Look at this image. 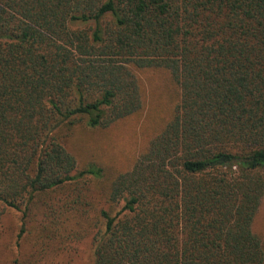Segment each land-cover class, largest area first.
<instances>
[{"label":"trees","instance_id":"obj_1","mask_svg":"<svg viewBox=\"0 0 264 264\" xmlns=\"http://www.w3.org/2000/svg\"><path fill=\"white\" fill-rule=\"evenodd\" d=\"M143 70L178 86L172 117L131 168L81 164L69 149L79 131L142 110ZM263 196L264 0H0V240L20 214L12 264H43L47 241L67 234L84 240L92 213L103 228L90 264H264Z\"/></svg>","mask_w":264,"mask_h":264},{"label":"rangeland","instance_id":"obj_2","mask_svg":"<svg viewBox=\"0 0 264 264\" xmlns=\"http://www.w3.org/2000/svg\"><path fill=\"white\" fill-rule=\"evenodd\" d=\"M143 96V108L135 116L117 123L108 130H81L69 146L70 151L83 165L86 163L104 164L116 171H125L133 165L144 151L148 141L157 135L170 120L180 100V90L170 75L163 70L138 71ZM86 227L85 239L76 241L79 233H70L63 238L47 241L43 235L34 242L25 239L22 254L31 252L32 244L49 242L43 251V264H90V244L96 232L103 228L91 215ZM20 214H9L6 220L8 233L0 240V264H12L16 258V226ZM253 231L264 244V196L253 223ZM79 242H81L79 244ZM31 244V245H29ZM69 246L71 253L62 249ZM77 247V250L74 248Z\"/></svg>","mask_w":264,"mask_h":264}]
</instances>
